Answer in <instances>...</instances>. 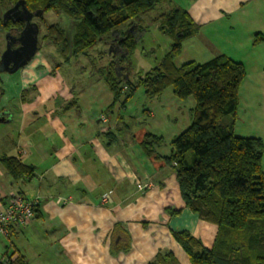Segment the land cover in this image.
I'll list each match as a JSON object with an SVG mask.
<instances>
[{
	"label": "crops",
	"instance_id": "obj_1",
	"mask_svg": "<svg viewBox=\"0 0 264 264\" xmlns=\"http://www.w3.org/2000/svg\"><path fill=\"white\" fill-rule=\"evenodd\" d=\"M166 5L165 10L182 8L199 26L182 42L175 66L203 63L217 54L241 62L219 46L214 24L220 20L245 23L251 17L253 26L244 32L248 42L261 30V0H169ZM2 13L0 7V18ZM126 28L99 40L113 57ZM204 46L212 49L201 53ZM32 58L15 72L0 73V208L15 195L38 198L31 222L12 228L13 250L5 263L148 264L158 252L170 251L179 264H191L172 236L178 231L210 248L216 225L185 206L175 170L165 161L172 139L191 124L194 106L168 135L143 125L134 129L132 122L138 124L142 116L128 112L132 99L124 110L116 103L106 112L113 97L96 72L76 89L59 76L62 63L48 62L39 52ZM258 72L263 75L262 67ZM163 95L150 99V105L165 107ZM72 99L76 103L65 109ZM150 105L139 106L152 118ZM117 127L116 136L105 137ZM148 132L163 140L150 156L140 148ZM7 156L32 167L34 176L12 178L2 162ZM138 183L149 185L138 189Z\"/></svg>",
	"mask_w": 264,
	"mask_h": 264
},
{
	"label": "trees",
	"instance_id": "obj_2",
	"mask_svg": "<svg viewBox=\"0 0 264 264\" xmlns=\"http://www.w3.org/2000/svg\"><path fill=\"white\" fill-rule=\"evenodd\" d=\"M17 1L0 0V7L4 12ZM168 1L23 0L30 12L43 11L32 19L38 24L39 32L41 25L45 27V33L38 35V50L43 42L50 43L64 61L86 54L100 38L127 26L116 42L120 53L117 60L96 72L113 97L106 112H111L116 103L124 110L139 87L147 99L159 96L169 86L177 98L194 99L191 124L172 139L171 154L165 161L175 170L185 206L200 219L216 225L217 230L210 248L187 231L173 232L172 236L191 264H264V143L260 137L234 133L239 87L246 77L243 63L217 54L203 63L188 61L175 66L174 59L181 53L182 42L193 36L199 26L185 10L174 6L153 19L171 41L157 64L135 82L115 69L116 64L119 68L135 51L137 33L142 31L141 17ZM48 11L71 19L74 29L71 38L66 37L60 24L44 23L43 15ZM23 25V21L2 24L0 18L3 32L17 34ZM131 25L136 27L130 29ZM262 39L261 33H255L253 43ZM75 103L72 99L65 109ZM116 134L117 131L106 132L105 137ZM162 144L161 136L148 132L140 148L144 155L150 156L154 147ZM2 162L14 179L34 176L33 168L14 156L3 157ZM148 264L179 263L170 251H162Z\"/></svg>",
	"mask_w": 264,
	"mask_h": 264
},
{
	"label": "rangeland",
	"instance_id": "obj_3",
	"mask_svg": "<svg viewBox=\"0 0 264 264\" xmlns=\"http://www.w3.org/2000/svg\"><path fill=\"white\" fill-rule=\"evenodd\" d=\"M262 1L264 0H261V8H259L261 12L259 14V25L263 39L257 43H253V39L248 42L244 35L247 28L253 26V22L249 20L251 17L246 19L245 23L239 18L227 23L224 20H220L214 24V27L217 32L215 37L217 36L219 46L236 59H240L246 70V77L242 81L238 92L237 120L234 122V133L239 136L258 135L264 143V73L262 75L258 72L261 67L264 70V2ZM166 7V4H161L141 17L142 31L137 33L139 40L136 49L130 58L124 61L118 69L121 74H124L132 82H135L140 75L155 66L169 48L170 38L161 32L158 28V23L153 21L160 12L165 11ZM43 21L45 24H60L65 31L66 37L68 39L71 38L74 31L71 19L62 14L48 11L43 15ZM6 33L0 32V50L5 49ZM44 33L45 27L41 25L39 37ZM203 34L206 36V33ZM211 49V46H204L200 52L206 54ZM38 52L48 62L62 63L58 70L59 76L62 77L61 79L64 81L65 86L72 87L74 85L76 89L79 85L83 87L92 73L107 67L112 60L117 58V56L113 57L109 54L108 49L103 47L101 41L94 48L89 49L86 54L71 56L68 60L69 62L64 61V58L58 53V49L47 42L41 44ZM116 67H118V64H116ZM163 94L165 107L155 106L154 104L150 105V99L152 98H145L141 87L136 89L131 98L132 100L130 99L128 112L130 114H140L142 119L139 120L138 124L132 122L134 129H137L138 126H145L151 131L168 135L170 128L175 129L182 125L184 117H187L190 108L195 105L194 99L191 96L186 99L177 98L173 94L171 86L167 87ZM145 101L147 105H150V107L146 108L154 112L152 118H149L139 106ZM177 107L182 111L181 113L178 112ZM262 169L264 171V149ZM12 242H14V239L11 238V235L0 238V264H6L5 260L8 257L5 256L7 255L6 253L9 255L12 252Z\"/></svg>",
	"mask_w": 264,
	"mask_h": 264
},
{
	"label": "water",
	"instance_id": "obj_4",
	"mask_svg": "<svg viewBox=\"0 0 264 264\" xmlns=\"http://www.w3.org/2000/svg\"><path fill=\"white\" fill-rule=\"evenodd\" d=\"M42 13V10L30 12L23 0L17 1L2 13V24L6 21H23L24 25L17 34L9 31L6 33L5 49L0 55V73L15 72L25 66L37 53L39 26L32 19L41 16ZM14 44L17 46L14 47Z\"/></svg>",
	"mask_w": 264,
	"mask_h": 264
},
{
	"label": "built area",
	"instance_id": "obj_5",
	"mask_svg": "<svg viewBox=\"0 0 264 264\" xmlns=\"http://www.w3.org/2000/svg\"><path fill=\"white\" fill-rule=\"evenodd\" d=\"M149 184H137L138 189L148 186ZM107 196L102 198L105 202ZM38 204V198L24 199L20 196H13L7 204L0 208V238L9 237L12 228L25 226L31 222L34 217V209Z\"/></svg>",
	"mask_w": 264,
	"mask_h": 264
},
{
	"label": "flooded vegetation",
	"instance_id": "obj_6",
	"mask_svg": "<svg viewBox=\"0 0 264 264\" xmlns=\"http://www.w3.org/2000/svg\"><path fill=\"white\" fill-rule=\"evenodd\" d=\"M15 46H17V44H14V47H15ZM119 55H120V53H119ZM117 58H118V55H117ZM117 58H116V60H117ZM117 68H118V67H117Z\"/></svg>",
	"mask_w": 264,
	"mask_h": 264
},
{
	"label": "bare ground",
	"instance_id": "obj_7",
	"mask_svg": "<svg viewBox=\"0 0 264 264\" xmlns=\"http://www.w3.org/2000/svg\"><path fill=\"white\" fill-rule=\"evenodd\" d=\"M124 99V98H123Z\"/></svg>",
	"mask_w": 264,
	"mask_h": 264
}]
</instances>
